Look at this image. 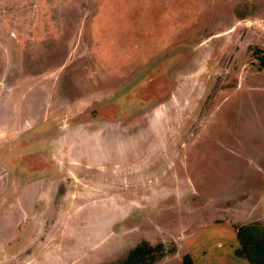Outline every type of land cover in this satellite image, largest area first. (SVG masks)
<instances>
[{
  "label": "rangeland",
  "instance_id": "1",
  "mask_svg": "<svg viewBox=\"0 0 264 264\" xmlns=\"http://www.w3.org/2000/svg\"><path fill=\"white\" fill-rule=\"evenodd\" d=\"M263 53L264 0H0V264H250Z\"/></svg>",
  "mask_w": 264,
  "mask_h": 264
},
{
  "label": "trees",
  "instance_id": "2",
  "mask_svg": "<svg viewBox=\"0 0 264 264\" xmlns=\"http://www.w3.org/2000/svg\"><path fill=\"white\" fill-rule=\"evenodd\" d=\"M256 52L262 53L260 49ZM264 67V53L261 56ZM237 238L240 247L236 250V255L250 264H264V227L260 223L242 225L238 227ZM160 253H163V244L152 246L144 241L131 249L128 255L112 264H154ZM182 264H195L192 257L186 255Z\"/></svg>",
  "mask_w": 264,
  "mask_h": 264
}]
</instances>
